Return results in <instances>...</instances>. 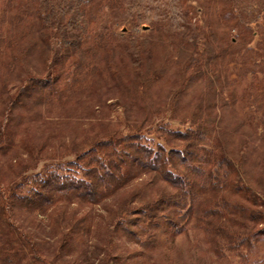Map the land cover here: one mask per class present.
Here are the masks:
<instances>
[{
  "label": "trees",
  "instance_id": "1",
  "mask_svg": "<svg viewBox=\"0 0 264 264\" xmlns=\"http://www.w3.org/2000/svg\"><path fill=\"white\" fill-rule=\"evenodd\" d=\"M34 1H21L25 5L22 12H14V5L4 9V18L0 22V29L3 31L2 25H5L8 30L2 36L11 57L2 64L6 72L14 71L19 63L14 48L15 26L19 22L26 24L21 26V30L24 27L28 30L26 34L19 35L27 42L25 47L29 45L22 50L26 49L27 54L33 46H39L43 62L41 69L34 66L14 76L13 85L1 75L0 264H56L54 259L45 258L40 243L21 224L25 212L33 213L54 205L63 195L76 203L97 204L136 179H142V182L132 187L107 211L106 228L112 226L110 233L121 228L133 239L143 237V246L152 245L157 237L183 231L192 220L194 226L210 237L215 253L226 247L240 259H245L253 244L264 239V201L248 187L249 180L243 166L245 159L228 156L220 136L213 134L211 150L205 148L209 143L207 124L214 122L215 117L208 116L193 131L188 130L184 134L174 132L172 136L181 141L179 145L166 147L159 144L155 149L147 146L143 143L144 126L151 125L154 114L157 116L160 111L156 109L149 113L146 111L149 107L147 102L139 103L138 100L144 99L149 85L159 83L162 77L160 68L152 72L146 70L149 39L134 36L118 38L109 31L92 34L86 5L93 0ZM259 5L262 8L259 9ZM259 5L247 4L249 23L264 13V0H259ZM109 6L114 10H124L136 21H154L157 25L153 35L168 34L167 39L178 50L176 81H173V89L168 94L172 104L193 79L205 75L207 67L219 59L226 58L227 63L233 57L232 42L226 52L218 54L216 49L204 46L207 43L193 27V16L186 7V0H114ZM26 18L30 20L25 21ZM200 42L203 44L201 49ZM169 61L171 57L167 55L166 65ZM163 66L166 68L165 64ZM207 79L213 93H216L213 81L210 77ZM106 82L108 90L119 91L121 95L120 102L115 104L124 108L125 119L131 125L129 131L125 134L111 132L84 140L81 145L74 144L72 147H77L73 150L75 160L69 165L80 172L79 177L49 170L33 180L27 194L20 195L14 191L6 194L4 186L1 187L4 183L2 156L12 148L15 132L22 122H29L33 117L42 118L43 105L53 102L56 97L61 100L75 83L81 86L86 83V89L99 93ZM137 102L142 113H146H141L140 117L136 114L130 116L128 104ZM213 132L210 127V133ZM36 147L37 144L29 147L30 158ZM198 147H202V153ZM148 172L163 179L174 193L167 195L157 191L154 195H147L140 184H147L142 176ZM227 186L232 190L243 189L250 201L239 202L219 192ZM202 191L208 192V196L196 200ZM222 209L231 214L223 218ZM78 223L80 221L63 230L61 240H68ZM116 258L108 248L104 264H112ZM254 264H264V256Z\"/></svg>",
  "mask_w": 264,
  "mask_h": 264
},
{
  "label": "rangeland",
  "instance_id": "2",
  "mask_svg": "<svg viewBox=\"0 0 264 264\" xmlns=\"http://www.w3.org/2000/svg\"><path fill=\"white\" fill-rule=\"evenodd\" d=\"M21 1L27 2L0 0V22L4 18V9L12 5L14 12H22L25 5ZM111 1L114 0H93L86 5L90 32L98 35L109 31L118 38L134 36L149 39L151 44L146 70L152 72L160 68L162 76L159 83L149 85L144 99L138 100L139 103L147 102V112L160 111L157 116L154 114L151 125L144 126L143 143L153 149L159 144L166 147L179 145L181 141L172 136L174 132L184 134L188 130L193 131L197 124L205 122L212 115L215 121H209L207 125L214 132L210 133V127H207L209 143L205 144V148L211 150L213 134L220 136L228 156L245 159L243 166L249 180L248 187L264 201V13L258 15L255 22L249 23L246 8L247 4L258 6L259 0H186V7L193 16V27L207 43L204 46L216 49L218 54L226 52L232 42L233 57L227 63L226 58L219 59L207 67L205 75L193 79L188 88L182 89L174 104L169 101L168 94L173 89V81H176L178 50L167 39V33L152 34L157 23L136 21L120 8L111 9ZM258 8H262V5ZM24 25L19 22L15 26L17 37L13 40L19 63L12 72H6L2 67L3 62L11 57L6 40L2 41V36L8 32L7 27L2 25L4 30L0 29V85L1 75L13 85L16 75L25 72V69H33L34 66L42 68L39 46H33L27 54L26 49L22 50L27 44L19 37L28 31L26 27L21 30ZM143 26L148 28L144 30ZM200 43L201 49L203 44ZM167 55L171 61L166 65ZM207 77L213 81L216 93H213ZM75 85L65 92L61 100L56 97L53 102L40 107L43 110L42 118L33 117L17 128L12 148L2 156L4 183L1 187L4 186L6 194L13 191L20 195L27 194L33 180L49 170L79 177L80 172L69 165L75 160L73 150L77 147H72L74 144L81 145L84 140L111 132L125 134L129 131L131 125L125 119L124 108L115 104L120 102L119 91L108 90L107 82L99 93L86 89V83ZM127 109L130 116L136 114L140 117L146 113H142L138 102L128 104ZM34 144L37 147L30 158L28 150ZM197 149L203 152L202 147ZM142 178L147 184L140 186L146 189L147 195H154L157 191L167 195L174 193L171 186L151 172ZM141 180L130 181L126 187L97 204L76 203L63 195L54 205L33 213L25 212L21 224L40 243L45 258L54 259L56 264H104L108 248L117 256L112 264H254L255 260L264 256V239L253 244L245 259H240L226 247L215 253L210 237L194 226L192 220L184 226L183 231L157 237L152 245L143 246V237L133 239L121 228L110 233L112 226L107 229L105 220L109 207L118 203ZM219 192L239 202L250 201L243 189L232 190L227 186ZM203 196H208V192L202 191L196 200ZM221 212L223 218L231 214L223 209ZM79 221L74 226L72 236L66 241L61 240L62 231Z\"/></svg>",
  "mask_w": 264,
  "mask_h": 264
},
{
  "label": "water",
  "instance_id": "3",
  "mask_svg": "<svg viewBox=\"0 0 264 264\" xmlns=\"http://www.w3.org/2000/svg\"><path fill=\"white\" fill-rule=\"evenodd\" d=\"M148 27L147 26H143V29L145 30V29H147Z\"/></svg>",
  "mask_w": 264,
  "mask_h": 264
}]
</instances>
